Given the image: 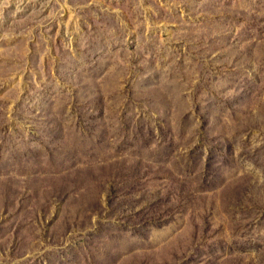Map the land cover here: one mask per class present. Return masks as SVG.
Wrapping results in <instances>:
<instances>
[{
  "label": "rangeland",
  "instance_id": "1",
  "mask_svg": "<svg viewBox=\"0 0 264 264\" xmlns=\"http://www.w3.org/2000/svg\"><path fill=\"white\" fill-rule=\"evenodd\" d=\"M0 264H264V0H0Z\"/></svg>",
  "mask_w": 264,
  "mask_h": 264
},
{
  "label": "trees",
  "instance_id": "2",
  "mask_svg": "<svg viewBox=\"0 0 264 264\" xmlns=\"http://www.w3.org/2000/svg\"><path fill=\"white\" fill-rule=\"evenodd\" d=\"M112 190H109V195L112 194ZM125 205V204H124ZM128 210H125V212H127ZM125 217H128V219H131L132 216L134 215H130V214H127V213H124Z\"/></svg>",
  "mask_w": 264,
  "mask_h": 264
}]
</instances>
